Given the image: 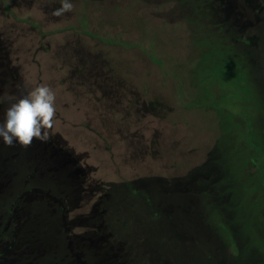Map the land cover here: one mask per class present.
I'll return each mask as SVG.
<instances>
[{"label":"rangeland","instance_id":"374dc122","mask_svg":"<svg viewBox=\"0 0 264 264\" xmlns=\"http://www.w3.org/2000/svg\"><path fill=\"white\" fill-rule=\"evenodd\" d=\"M194 1L209 31L230 25L264 56V0ZM73 2L54 17L58 0H0V95L56 94L47 142L0 143V197L14 199L0 264H231L197 210L199 169L232 137L219 146V112L192 102L191 7Z\"/></svg>","mask_w":264,"mask_h":264},{"label":"trees","instance_id":"16d2710c","mask_svg":"<svg viewBox=\"0 0 264 264\" xmlns=\"http://www.w3.org/2000/svg\"><path fill=\"white\" fill-rule=\"evenodd\" d=\"M185 3L194 13L186 23L191 27L192 44L199 50L186 62L194 87L192 102L200 101L219 112V146L232 137L230 149L218 147L199 169L201 174L209 169V174L194 183L196 188L206 187L198 194L202 210L196 207L214 235L231 246V264H264V227L259 225V213L264 210V56H257L246 36L230 25H215L209 31L196 19L203 2ZM217 90L228 92L225 100L216 98ZM250 167L256 170L249 172ZM13 202V195L0 197V243L10 236L12 226L6 227L5 220Z\"/></svg>","mask_w":264,"mask_h":264},{"label":"clouds","instance_id":"9594fccd","mask_svg":"<svg viewBox=\"0 0 264 264\" xmlns=\"http://www.w3.org/2000/svg\"><path fill=\"white\" fill-rule=\"evenodd\" d=\"M48 2L55 3L57 0ZM58 2L60 6L51 11L54 17H62L74 8L73 0ZM55 100V92L46 83L37 84L18 96L0 95V105H6L0 119V143L28 146L33 140L47 142L54 125Z\"/></svg>","mask_w":264,"mask_h":264}]
</instances>
